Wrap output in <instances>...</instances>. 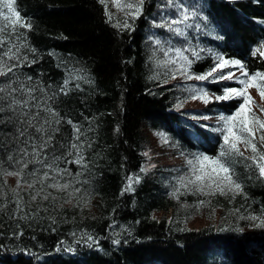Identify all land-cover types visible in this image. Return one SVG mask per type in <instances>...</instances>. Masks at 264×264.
I'll list each match as a JSON object with an SVG mask.
<instances>
[{
  "label": "trees",
  "instance_id": "trees-1",
  "mask_svg": "<svg viewBox=\"0 0 264 264\" xmlns=\"http://www.w3.org/2000/svg\"><path fill=\"white\" fill-rule=\"evenodd\" d=\"M182 2L198 6L207 17L199 20L203 31L189 30L194 46L242 59L250 71L264 70V60L252 55L264 42V0ZM19 4L22 17L32 24L31 30L22 31L36 49L35 53L24 50V54L36 63H24L15 70L16 76L30 86L50 85L49 95L57 93L49 104L64 119L53 141L58 149L55 154L68 151L60 148L61 144L82 142L87 167L58 162L60 168L72 173L57 177L60 183L73 182L64 191L48 187L52 180L27 187L35 178L28 175L34 167L41 168L40 174L45 170L38 164H29L23 181L0 172V241L5 236L11 242L9 254L0 245V264H31L32 258H23L24 253L45 252L56 243L72 250L60 259L49 257L42 264H264V228L240 219L241 215L259 214L264 208V179L255 169L243 164L236 167L246 198L188 194L177 201L169 195L174 178L187 168L186 161L179 158L191 159L187 153L198 151L214 155L218 149V135L200 125L215 126L217 115L231 112L239 101L205 106L188 100L178 110L176 104L187 96L182 91L185 84L203 86L216 94L225 86L238 85L180 77L162 84V74L160 80L150 79L158 71L150 59L153 45L148 37L152 33L186 46L183 37L154 26L172 11L167 0H145L134 30H121L108 23L98 0H19ZM108 7L117 19L123 18L111 3ZM201 56L203 59L192 65L194 73L213 65L211 55ZM70 74L73 78L68 93L59 92ZM28 76L31 82L26 80ZM5 82L6 78L0 77V83ZM201 114L212 118H192ZM67 120L80 127L83 135L79 141H75ZM16 127L12 113H0V166L9 171L14 167L7 157L15 159L17 149L25 146V137H17ZM158 132L168 134L169 144H163ZM174 141H179L178 147L171 146ZM28 150L32 151L30 146ZM146 151L150 158L144 155ZM74 158V151L66 156L67 160ZM152 164L154 168L149 167ZM142 167H149V171L140 174ZM135 174L142 175L141 182L134 184V191L123 192L128 177ZM41 187L40 196L33 200ZM45 195L48 199H43ZM205 199L211 200V207L199 211L191 207ZM185 203L190 207L181 206ZM85 233L97 242H88ZM117 239L119 244L114 243Z\"/></svg>",
  "mask_w": 264,
  "mask_h": 264
},
{
  "label": "snow or ice",
  "instance_id": "snow-or-ice-1",
  "mask_svg": "<svg viewBox=\"0 0 264 264\" xmlns=\"http://www.w3.org/2000/svg\"><path fill=\"white\" fill-rule=\"evenodd\" d=\"M98 2L104 6L107 22L121 30H134L133 24L143 14L145 4V0H98ZM109 2L117 12L123 13L122 19H117L113 12L109 11ZM167 8L172 11L167 16L162 15L161 23H154V26L166 28L172 36L183 37L186 46H178L172 42L171 38L162 39L156 33H152L148 37L153 45L150 59L158 71L150 79L160 80L162 74L164 77L162 84H168L170 80L181 77L185 81H207L211 84L228 81L238 85L236 87L225 86L220 89V94H216L203 86L185 84L182 91L186 92L187 96L176 104L178 110L188 100L200 101L205 106L219 102L239 101L231 112H222L217 115L215 126L200 125V127L218 135L220 139L218 149L214 155L199 151L187 153L191 159H186V170L174 178L169 195L177 201L181 196L188 194L204 197H214L219 194L220 196H230L231 199L243 195L246 198L244 185L236 171L237 165L243 164L247 169H255L258 177L264 179V70L250 71L248 64L242 59L230 58L212 49L194 46L188 36L189 30L203 31L199 20H207V17L201 14L198 6L185 4L182 0H167ZM31 28V22L24 19L18 10L17 0H0V77L6 78L5 83H0V113L5 111L12 113L13 122L17 125V137H25V146L17 149L16 158L14 159L12 155L7 157L14 170L9 171L0 166V172L4 176L19 177L20 181H23L24 170L28 168L29 164H38L45 170L40 174L41 168L34 167L28 175L35 178L27 184V187L35 188L37 184L43 186L46 181L52 180L53 182L48 187L64 191L72 187L73 182L69 180L60 183L57 177L72 176V173L67 168H60L58 162L64 160L66 163L87 167L82 153L83 143L61 144L59 147L67 148L68 151L56 155L58 149L53 141L55 134L60 131L59 125L64 118L49 104V101L53 100L57 93L52 92L49 95L50 85L48 88L40 84L30 86L20 81L16 76L15 70L22 67L24 63H36L35 59L29 61L28 55L24 54V50L29 53L36 51L28 44L26 33L22 31L23 29L31 30ZM201 53L211 55L213 65L205 72L194 73L192 65L203 59ZM252 55H258L261 60H264V42L254 49ZM225 69L229 70L225 71ZM72 78L70 74L69 78L65 79L59 87V92L68 93V85ZM75 78L80 79L81 77ZM26 80L31 82L32 77L28 76ZM76 87L78 88L79 85L77 84ZM252 90H255L259 95V102L252 96ZM37 92H40L41 95L37 96ZM192 118L207 121L212 117L201 114L194 115ZM66 123L72 125L75 141H79L83 135L80 127L72 120H67ZM29 129H32L34 134L29 133ZM156 135L159 136L163 144H169L168 134L158 132ZM29 146L32 149L31 152L28 150ZM171 146L178 147L179 141L172 142ZM73 151L75 152L74 160H67L66 156L73 155ZM49 155H51L50 160ZM144 155L149 157V152L146 151ZM181 155H185V153L181 151ZM149 167L154 168L155 165L152 164ZM149 167L140 168L139 173H147ZM49 172L54 175H49ZM140 174L128 177L123 192L135 190L134 184L140 183L143 178ZM79 175L78 173L77 176ZM74 179L76 183L80 182L78 179ZM20 181H18V187ZM42 190V187L37 190L32 199L35 200L37 196H40ZM13 191L16 190L13 189ZM74 191L79 192L80 189H74ZM43 199H48V195H45ZM17 204H19V200ZM181 206L190 207L186 203ZM191 207L196 211L204 207H211V200H199ZM234 211L238 212L239 209ZM240 219L253 221L256 227L264 228V208L260 209L259 214L241 215ZM171 222L169 221V223ZM236 230L243 232V229ZM72 235L75 236V233ZM84 235L88 242H97L94 237L86 233ZM114 243L119 244V239ZM71 250L69 247L68 251Z\"/></svg>",
  "mask_w": 264,
  "mask_h": 264
},
{
  "label": "bare ground",
  "instance_id": "bare-ground-1",
  "mask_svg": "<svg viewBox=\"0 0 264 264\" xmlns=\"http://www.w3.org/2000/svg\"><path fill=\"white\" fill-rule=\"evenodd\" d=\"M17 2H18V8L20 7V4H19V0H17ZM150 19H154L153 17H149ZM2 235V234H1ZM2 238H1V240L3 239V242H1L0 241V245L3 247V248H1V249H5V250H8V251H6L7 252V254H9L10 253V249H9V247H10V240L8 239V238H5V236H1ZM54 246H56V247H53V249L52 248H48V251H39V252H36V253H33L32 255H31V253H24L23 255H22V257L23 258H25V259H31L32 258V263L31 264H42V263H45L46 261H48V258L49 257H54L55 259H60V257H65V255H67L68 253H70V251H68V250H65V249H63V248H60L59 246H60V244L59 243H56V244H54ZM73 255H75V253L73 252ZM54 259V260H55Z\"/></svg>",
  "mask_w": 264,
  "mask_h": 264
},
{
  "label": "rangeland",
  "instance_id": "rangeland-1",
  "mask_svg": "<svg viewBox=\"0 0 264 264\" xmlns=\"http://www.w3.org/2000/svg\"><path fill=\"white\" fill-rule=\"evenodd\" d=\"M109 3H111V2H109ZM112 7H113V5H112ZM113 9L115 10V11H117L114 7H113ZM121 15H123V13L122 12H119ZM227 70H229V69H227ZM181 78V77H180ZM177 79H178V77H177ZM181 79H183V78H181ZM191 81V80H190ZM198 86V85H197ZM251 94H252V96L259 102V100H260V97H259V95L257 94V92L255 91V90H252L251 91ZM189 103H191V104H196L197 103V101H192V100H189L188 101ZM186 159L187 158H179V161H186Z\"/></svg>",
  "mask_w": 264,
  "mask_h": 264
}]
</instances>
